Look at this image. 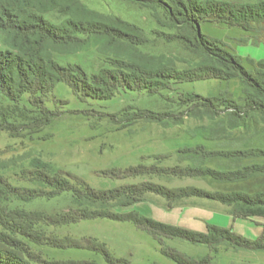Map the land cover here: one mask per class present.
I'll return each instance as SVG.
<instances>
[{
  "label": "trees",
  "instance_id": "obj_1",
  "mask_svg": "<svg viewBox=\"0 0 264 264\" xmlns=\"http://www.w3.org/2000/svg\"><path fill=\"white\" fill-rule=\"evenodd\" d=\"M152 12L159 28L150 34L113 14H101L89 9L78 0H0V33L3 49H0V132L22 138L38 134L63 111L47 107L52 103L64 104L54 96L57 84L68 86L80 101H107L120 91H135L159 95L171 90L174 84L218 79H237L242 88L239 101L224 94L216 98H204L197 94H182L177 99L180 111L139 110L127 107L120 112L99 113L93 110L70 111L73 115L108 117L118 130L128 129L137 123L155 124L161 128L180 125L186 117L197 119L218 118L225 113L229 122L239 125L248 118L258 117L264 123V60L246 59L252 68L247 70L240 57L227 50L218 40L202 34V23L225 25L245 32L259 34L264 31V0L221 2L220 0H127ZM164 12V18L158 15ZM54 11L58 23H51L44 16ZM178 42L195 58H179L173 54L151 55L140 51L143 45L156 40ZM246 43L248 38L239 39ZM257 41L253 39V43ZM94 51L104 65L96 75L89 76L80 66L58 64L54 55H77ZM180 64L182 69H178ZM2 100L8 102L7 106ZM167 100V98H166ZM24 103L34 113L31 117ZM241 103V104H239ZM25 120L12 123L8 118ZM129 130V129H128ZM154 159L148 164V160ZM158 157L141 156L136 165L124 168L109 167L96 174L114 180L143 179L107 188H92L81 177L68 170L52 172L50 165L32 161L21 171V179L50 187H19L0 175V264H97L90 260H58L45 255L51 250H88L103 257L105 264H131L126 259L114 258L105 245L90 237L73 239L58 237L54 229L76 224L83 220L107 218L132 225L152 236L158 242L160 252L175 264H214L220 247L232 250L264 253V235L258 240H247L232 230L209 226L206 234L160 224L138 213L120 214L116 207L128 206L145 200L147 193L163 197L171 206L184 198L195 197L215 200L230 207L236 218L251 215L264 216V193H216L195 188L174 189L158 185L152 178L160 175H181L183 170L158 168ZM185 171V170H184ZM217 179L237 178V172L220 174L209 171ZM64 177V179H60ZM145 178V179H144ZM147 178V179H146ZM70 192L75 207L67 212L49 216L41 212H28L7 203L29 202L36 198H54ZM168 239L182 240L195 246H205L209 253L198 259L188 257L164 245Z\"/></svg>",
  "mask_w": 264,
  "mask_h": 264
},
{
  "label": "rangeland",
  "instance_id": "obj_2",
  "mask_svg": "<svg viewBox=\"0 0 264 264\" xmlns=\"http://www.w3.org/2000/svg\"><path fill=\"white\" fill-rule=\"evenodd\" d=\"M89 9L101 14H113L123 21L135 24L136 27L150 34L152 30L169 33V29L159 28L152 17V12L141 8L136 3L127 0H78ZM206 1V0H199ZM221 2H239L242 0H220ZM160 18H164L162 10L157 11ZM49 22L58 23L59 18L54 11L45 15ZM200 30L207 38L216 39L227 50L234 54L232 45L235 43L233 32L240 30L229 28L214 23H202ZM242 31V30H240ZM264 37V31L258 36ZM2 34L0 33V49H3ZM140 51L151 55L173 54L179 58H195L194 54L186 51L178 42H164L156 40L152 45H143ZM54 60L63 66L73 64L80 66L89 76L96 75L103 67L102 59L94 51L83 52L77 55H54ZM241 64L249 71L252 70L244 60ZM182 64L178 69H182ZM182 94H197L204 98H216L221 95L242 99V88L237 79L232 81H219L209 79L174 84L171 90L161 91L159 95L137 93L135 91H120L115 97L107 101H80L73 91L63 83L57 84L54 97L66 102L64 104L52 103V97L47 98V107L55 111H63L60 117L52 121L44 130L38 134L26 135L22 138L11 137L7 132H0V175L7 178L14 186L31 187L41 189L45 192L52 191L50 187L39 185V183H28L21 179V171L27 169L32 161L38 160L50 165L52 172L68 170L79 176L92 188H107L120 186L127 183H138L143 179L112 180L100 177L96 174L109 167L124 168L128 165H136L142 152V137L139 136L149 124L137 123L128 129L118 130L113 126L108 117L91 115H73L70 111L93 110L101 113H118L127 107L139 110H149L159 113L168 109L180 111L177 99ZM167 98V100H166ZM4 106L8 102L2 100ZM241 104V103H239ZM21 108L26 109L28 117L34 115L29 112L30 106L24 103ZM33 111V110H32ZM12 123H24L25 120L16 119L15 116L8 118ZM256 119L259 120L258 117ZM155 132H158V130ZM60 179L64 177L60 176ZM145 179V178H144ZM147 179V178H146ZM155 181L157 177H153ZM162 199V198H161ZM73 196L70 192H63L58 196L47 198H36L29 202L7 203L10 207H18L28 212H41L49 216L62 214L75 207ZM115 211V209H114ZM58 237L69 236L73 239L90 237L104 244L111 256L118 259H126L131 264H175L160 252L158 242L148 233L136 229L131 222H117L107 218L95 220H83L76 224L59 226L54 229ZM165 246L176 251L184 252L182 246H192L187 242L167 240ZM204 248V247H202ZM206 249V248H204ZM62 256L70 260H90L97 264H105L103 257L99 254L86 250H64ZM45 255L56 257L55 252L45 248ZM202 256V255H200ZM214 264H264V257L249 252L235 253L220 247L213 254ZM195 259H198L195 258Z\"/></svg>",
  "mask_w": 264,
  "mask_h": 264
},
{
  "label": "crops",
  "instance_id": "obj_3",
  "mask_svg": "<svg viewBox=\"0 0 264 264\" xmlns=\"http://www.w3.org/2000/svg\"><path fill=\"white\" fill-rule=\"evenodd\" d=\"M232 35L235 43L231 48L240 60H264V37L240 30H235ZM241 38H248V41L241 43ZM253 39L257 42L253 43ZM139 136L143 138L142 156L158 157V168L183 170L181 175H160L156 181L152 179L158 185L174 189L191 187L225 194L264 193V123L256 118H248L239 125H233L225 113L214 119L186 117L180 125L170 128L149 124ZM153 161L148 160L147 163ZM209 171L220 174L237 172L238 177L217 179ZM167 202L163 197L147 193L144 201L116 207L115 212L138 213L160 224L198 234H206L209 226H215L232 230L235 235L252 241L264 235V216L236 218L231 214L229 206L205 198H184L173 202L171 206ZM189 244L192 246L182 248L193 259L209 253L205 246ZM48 251L57 255H48L49 258L67 260L61 254L64 250ZM249 253L264 257V253Z\"/></svg>",
  "mask_w": 264,
  "mask_h": 264
}]
</instances>
